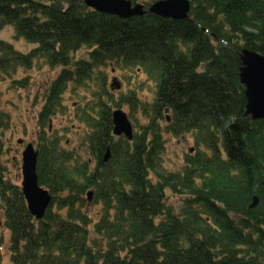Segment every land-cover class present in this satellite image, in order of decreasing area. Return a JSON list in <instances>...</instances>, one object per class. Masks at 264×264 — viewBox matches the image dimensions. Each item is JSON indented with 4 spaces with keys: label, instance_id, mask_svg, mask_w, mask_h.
I'll return each instance as SVG.
<instances>
[{
    "label": "trees",
    "instance_id": "1",
    "mask_svg": "<svg viewBox=\"0 0 264 264\" xmlns=\"http://www.w3.org/2000/svg\"><path fill=\"white\" fill-rule=\"evenodd\" d=\"M131 1L148 8L158 0ZM190 3L188 18L174 20L123 19L83 0H0V32L10 26L14 39L34 44L24 52L0 37V78L37 60L59 67L36 116V173L52 197L42 219L7 177L0 140L10 264H264V119L245 115L239 79L243 49L264 56V0ZM81 48L86 56L75 58ZM107 66L140 69L154 82L151 101L133 90L114 98ZM87 83L96 112L80 119L92 167L48 132L63 92ZM123 105L129 120L137 113L146 120L131 140L112 134L111 111ZM165 133L193 140L179 171L162 166ZM89 190L93 217L85 211Z\"/></svg>",
    "mask_w": 264,
    "mask_h": 264
},
{
    "label": "rangeland",
    "instance_id": "2",
    "mask_svg": "<svg viewBox=\"0 0 264 264\" xmlns=\"http://www.w3.org/2000/svg\"><path fill=\"white\" fill-rule=\"evenodd\" d=\"M0 37L10 41L21 50L28 51L34 47V44L25 42L22 39L16 40L12 36V28L7 26L0 32ZM86 56V50L81 48L75 54V58ZM59 67L50 68L43 60L33 62L28 70H18L11 79L0 78V140L5 149L3 162L7 169V177L16 184L21 182V153L26 143L31 142L35 148L38 143V127L36 124L37 113L43 103V95L50 81L58 73ZM107 78V88L110 78L113 77L121 86L113 92V97L117 98L120 94L133 90L136 92L139 100L151 101L154 92V82L147 79L146 75L136 67L124 69L107 66L105 68ZM26 79L28 82L26 88L15 87L11 81ZM94 84L87 83L85 86L71 91L65 90L61 96L62 109L58 110L50 119L49 133L55 134L60 145L66 150L74 151V160H87L90 167L94 165V159L87 150L86 135L88 126L80 118L87 112L94 114L96 109L94 105ZM127 114L128 107H121ZM142 113H137L135 118L130 119L133 127V133L136 132L135 125L146 122L141 117ZM165 140V149L162 154V166L166 171H179L183 166L186 153L194 151L193 140L190 134L183 136H172L168 133L163 134ZM18 139L22 143L17 142ZM191 152V153H192ZM74 163V161H73ZM175 204L180 206L178 200ZM85 211L89 216H95L98 212V206L87 202ZM9 233L2 224V214L0 211V264H10L8 259Z\"/></svg>",
    "mask_w": 264,
    "mask_h": 264
},
{
    "label": "water",
    "instance_id": "3",
    "mask_svg": "<svg viewBox=\"0 0 264 264\" xmlns=\"http://www.w3.org/2000/svg\"><path fill=\"white\" fill-rule=\"evenodd\" d=\"M89 7L100 13L115 15L123 19L133 16H142L153 13L160 17L174 20L187 19L191 10L190 0H158L153 2L147 9L143 3H133L131 0H83ZM242 66L239 71V79L244 86L246 96L245 115L252 120L264 119V56L255 50L243 49L240 54ZM110 86L119 88V83L111 79ZM112 133L116 136L124 135L127 139L132 138V125L126 113L121 109H115L111 113ZM20 143L21 140H18ZM192 151V149H190ZM109 159L107 150L103 161ZM37 151L31 143L26 144L22 151V181L21 190L26 200L28 211L36 219L43 218L51 196L47 190L39 186L36 174ZM92 191L87 193L91 200ZM254 199L252 206L257 204Z\"/></svg>",
    "mask_w": 264,
    "mask_h": 264
}]
</instances>
